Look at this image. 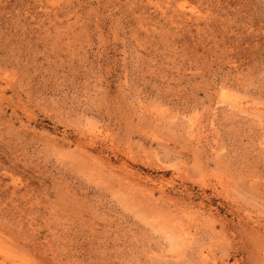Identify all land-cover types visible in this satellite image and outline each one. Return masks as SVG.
Masks as SVG:
<instances>
[{
	"label": "rangeland",
	"instance_id": "1",
	"mask_svg": "<svg viewBox=\"0 0 264 264\" xmlns=\"http://www.w3.org/2000/svg\"><path fill=\"white\" fill-rule=\"evenodd\" d=\"M0 264H264V0H0Z\"/></svg>",
	"mask_w": 264,
	"mask_h": 264
}]
</instances>
